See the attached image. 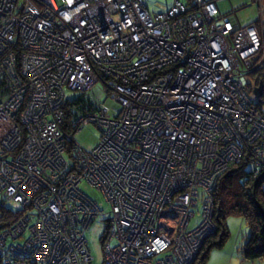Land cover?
I'll list each match as a JSON object with an SVG mask.
<instances>
[{
  "label": "built area",
  "instance_id": "obj_1",
  "mask_svg": "<svg viewBox=\"0 0 264 264\" xmlns=\"http://www.w3.org/2000/svg\"><path fill=\"white\" fill-rule=\"evenodd\" d=\"M262 29L214 0H0V207L18 211L0 264H93L98 216L101 264H189L220 174L245 153L264 167V111L242 80L264 62ZM66 91L90 95L77 117ZM88 123L91 150L71 132Z\"/></svg>",
  "mask_w": 264,
  "mask_h": 264
},
{
  "label": "trees",
  "instance_id": "obj_2",
  "mask_svg": "<svg viewBox=\"0 0 264 264\" xmlns=\"http://www.w3.org/2000/svg\"><path fill=\"white\" fill-rule=\"evenodd\" d=\"M220 15L230 16L233 14L227 13L223 15L220 13ZM251 23L262 26L259 19ZM261 35L264 44V29H262ZM248 75L260 89L259 93H257L258 96L255 95L251 100L259 110L264 111V107L262 106L264 104V64L259 70L253 71ZM246 89L249 95L252 92V88L247 81ZM70 100L71 101L66 104L67 107L63 109L66 111L65 113L67 115L74 114L75 117H77L78 114L75 109H78L81 113L80 109L85 108L84 105L90 100V95L79 94L70 98ZM73 105H76V107L72 109ZM80 129L76 127L71 129L73 136ZM73 143L76 144L74 139ZM65 156L69 159L70 153L66 151ZM263 185L264 167H261L259 171L252 167L250 155L248 153H245L240 161L229 164L227 169L220 174L213 193L212 219L216 224V230L204 239L193 264H206L210 251L214 248L222 247L228 237L226 220L232 215L240 216L248 229L246 241L239 248L242 260L253 261L264 257ZM9 206L10 207H0V230L12 225L18 217V211L14 209L13 206Z\"/></svg>",
  "mask_w": 264,
  "mask_h": 264
},
{
  "label": "rangeland",
  "instance_id": "obj_3",
  "mask_svg": "<svg viewBox=\"0 0 264 264\" xmlns=\"http://www.w3.org/2000/svg\"><path fill=\"white\" fill-rule=\"evenodd\" d=\"M144 2L150 12H155L170 6L173 0H144ZM215 5L219 12L223 15L232 13L235 16L237 22L241 25L249 24L258 19L259 22H261L260 19H262L263 23L261 22V25L264 27V10H261V8H264V0H215ZM263 64L264 62L261 66H263ZM260 67L256 68V70H259ZM242 80L245 84L247 81L251 85L252 92L249 94V97L254 98V96L260 90L259 87L254 83L253 79L249 77V75L244 76ZM99 85L102 86L101 83ZM77 95H79L78 92L66 91V96L69 98H73ZM112 104L113 100L111 98H107L105 101H103V105L105 107L111 108ZM262 106L264 107V104ZM99 137L100 132L98 128L94 124L88 123L74 134L73 139L80 147L84 148L85 150H91L99 141ZM79 187L89 197L101 204L102 208L104 209V213L108 211V206L103 200V197L99 191L84 181L80 183ZM104 220L105 217H96L84 232L89 250L93 256V264H101L102 261L103 249L100 237L103 234L105 228ZM197 220L198 217L192 218L189 226H194ZM212 222L215 226V231L216 224L214 223L213 219ZM226 225L228 228V237L221 248H214L210 251L206 264H264V257L249 261L242 260L240 256L239 248L246 241V237L248 236V229L243 219L240 216H229L226 220ZM195 259L196 256L189 264H193Z\"/></svg>",
  "mask_w": 264,
  "mask_h": 264
},
{
  "label": "crops",
  "instance_id": "obj_4",
  "mask_svg": "<svg viewBox=\"0 0 264 264\" xmlns=\"http://www.w3.org/2000/svg\"><path fill=\"white\" fill-rule=\"evenodd\" d=\"M234 16V15H233ZM234 18H235V16H234ZM237 21V20H236Z\"/></svg>",
  "mask_w": 264,
  "mask_h": 264
},
{
  "label": "water",
  "instance_id": "obj_5",
  "mask_svg": "<svg viewBox=\"0 0 264 264\" xmlns=\"http://www.w3.org/2000/svg\"><path fill=\"white\" fill-rule=\"evenodd\" d=\"M258 93H259V91H258ZM257 95V94H256ZM258 96V95H257Z\"/></svg>",
  "mask_w": 264,
  "mask_h": 264
}]
</instances>
